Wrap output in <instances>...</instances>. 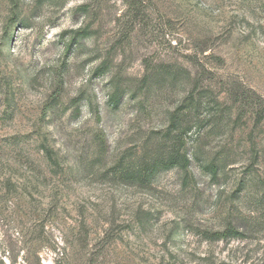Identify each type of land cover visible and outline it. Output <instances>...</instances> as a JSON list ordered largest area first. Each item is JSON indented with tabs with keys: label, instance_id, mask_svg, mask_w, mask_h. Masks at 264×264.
Returning <instances> with one entry per match:
<instances>
[{
	"label": "rangeland",
	"instance_id": "rangeland-1",
	"mask_svg": "<svg viewBox=\"0 0 264 264\" xmlns=\"http://www.w3.org/2000/svg\"><path fill=\"white\" fill-rule=\"evenodd\" d=\"M183 103L187 176L110 171ZM259 108L264 0H0V264H264Z\"/></svg>",
	"mask_w": 264,
	"mask_h": 264
},
{
	"label": "trees",
	"instance_id": "trees-1",
	"mask_svg": "<svg viewBox=\"0 0 264 264\" xmlns=\"http://www.w3.org/2000/svg\"><path fill=\"white\" fill-rule=\"evenodd\" d=\"M168 70L173 74V69ZM149 77V73L147 72V74L143 77L142 82L147 83ZM194 86L199 85L195 84ZM124 92V89H120L119 85H116L109 98L114 108L119 107ZM189 98L190 101L187 104V106H191L189 112H195V110L199 109V106L195 101V94L190 93ZM183 108H185L184 103L171 112L169 123L163 130L157 133L160 138L158 145L154 148V150L148 148L146 150H142V153L134 160H130V154L125 151L110 171L113 172L114 175H121L124 179L133 180L139 184L149 183L160 171L173 168H179L185 171V176H187L192 161L189 154L190 149H188V142L192 130L197 126L195 124L193 125L192 118L188 119L184 115V112H182ZM255 114V122H262L264 119V108H259ZM199 120L200 121L198 122L200 125H204V123H206V120L204 121L202 118H199ZM195 130L197 129L195 128ZM197 132L199 131L197 130ZM44 152L49 163H52L54 160V151L44 145ZM203 168L209 171L212 177H217L220 166L216 158H213L204 163ZM239 234L240 232L232 226L228 227V230L225 232L216 233L218 237L238 236Z\"/></svg>",
	"mask_w": 264,
	"mask_h": 264
}]
</instances>
